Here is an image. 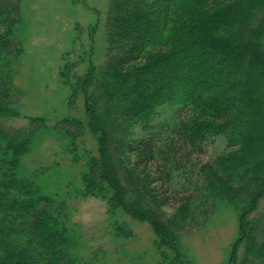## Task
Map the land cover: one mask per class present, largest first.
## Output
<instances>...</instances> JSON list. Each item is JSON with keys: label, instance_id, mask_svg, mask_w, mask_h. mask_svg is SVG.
Listing matches in <instances>:
<instances>
[{"label": "trees", "instance_id": "1", "mask_svg": "<svg viewBox=\"0 0 264 264\" xmlns=\"http://www.w3.org/2000/svg\"><path fill=\"white\" fill-rule=\"evenodd\" d=\"M21 1L0 0V264H95L72 252L68 202L25 169L46 120L7 124L20 116ZM106 30L104 65L61 72L84 97L85 119L57 124L86 162L82 194L150 224L157 264H196L182 237L225 201L240 216L225 264H264V0H110ZM166 108L173 118L156 124ZM87 130L97 155L80 156ZM219 137L226 149L212 155ZM111 229L134 236L126 221Z\"/></svg>", "mask_w": 264, "mask_h": 264}, {"label": "rangeland", "instance_id": "2", "mask_svg": "<svg viewBox=\"0 0 264 264\" xmlns=\"http://www.w3.org/2000/svg\"><path fill=\"white\" fill-rule=\"evenodd\" d=\"M109 5L110 0L21 1L17 38L23 53L14 78L20 91L17 103L20 116L9 118L7 124L27 126L31 117L46 120L47 127L28 156L25 169L38 172L45 193L58 195L68 202L74 254L94 258L95 264H157L155 233L150 224L123 214L111 218L106 201L82 194L86 162L81 159L74 163L72 155L67 153L69 140L57 127L65 118L85 119L83 95H74L61 72L66 62L77 63L74 71L79 75L86 74L92 65H104ZM171 118L173 111L166 108L154 122L159 124ZM78 143L80 156L87 151L97 155L96 138L90 131ZM226 145V139L219 137L210 146L209 153L219 155ZM116 219L126 221L134 236L116 237L111 229ZM239 235V213L227 202L220 201L207 226L183 236L182 244L196 264H225L233 254Z\"/></svg>", "mask_w": 264, "mask_h": 264}]
</instances>
